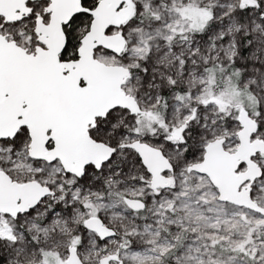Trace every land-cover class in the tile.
<instances>
[{
  "label": "snow or ice",
  "instance_id": "obj_1",
  "mask_svg": "<svg viewBox=\"0 0 264 264\" xmlns=\"http://www.w3.org/2000/svg\"><path fill=\"white\" fill-rule=\"evenodd\" d=\"M0 264H264V0H0Z\"/></svg>",
  "mask_w": 264,
  "mask_h": 264
}]
</instances>
